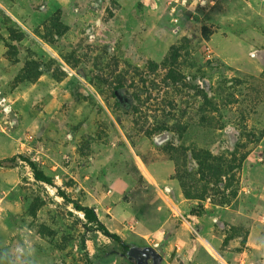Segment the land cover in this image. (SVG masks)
<instances>
[{"label": "rangeland", "instance_id": "obj_1", "mask_svg": "<svg viewBox=\"0 0 264 264\" xmlns=\"http://www.w3.org/2000/svg\"><path fill=\"white\" fill-rule=\"evenodd\" d=\"M179 2L0 0V160L139 250L17 162L0 264H264V0Z\"/></svg>", "mask_w": 264, "mask_h": 264}, {"label": "trees", "instance_id": "obj_2", "mask_svg": "<svg viewBox=\"0 0 264 264\" xmlns=\"http://www.w3.org/2000/svg\"><path fill=\"white\" fill-rule=\"evenodd\" d=\"M17 162H22L31 169L34 180L36 182L56 189L57 195L61 197L63 200H65L66 202H69L77 212L83 214L88 224L96 226L97 229L100 232H102V234L105 237L117 243L122 249V252H123L122 254L126 253L132 257L135 252L139 251L138 248L127 245L118 235L110 233L109 230L100 222L96 212L92 208L82 206L77 202L71 201L63 191H61L59 188L55 186L52 178L47 176L38 167V165L33 160H31V158L25 155H18L11 159L0 160V168H6L7 165H15Z\"/></svg>", "mask_w": 264, "mask_h": 264}, {"label": "built area", "instance_id": "obj_3", "mask_svg": "<svg viewBox=\"0 0 264 264\" xmlns=\"http://www.w3.org/2000/svg\"><path fill=\"white\" fill-rule=\"evenodd\" d=\"M173 3H175L176 5H178L180 2H179V0H173ZM174 11H175V9L172 8V12H174ZM261 221L264 222V217H262Z\"/></svg>", "mask_w": 264, "mask_h": 264}, {"label": "water", "instance_id": "obj_4", "mask_svg": "<svg viewBox=\"0 0 264 264\" xmlns=\"http://www.w3.org/2000/svg\"><path fill=\"white\" fill-rule=\"evenodd\" d=\"M156 251H157L159 254H161V255H163V253H164L163 250H162V248H157ZM152 255L155 256V253H154L153 251H152Z\"/></svg>", "mask_w": 264, "mask_h": 264}]
</instances>
